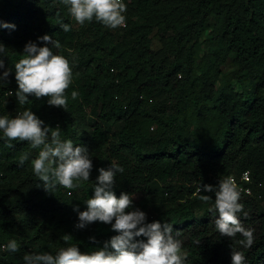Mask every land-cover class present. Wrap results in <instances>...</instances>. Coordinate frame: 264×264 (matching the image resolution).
Returning a JSON list of instances; mask_svg holds the SVG:
<instances>
[{
    "label": "trees",
    "instance_id": "1",
    "mask_svg": "<svg viewBox=\"0 0 264 264\" xmlns=\"http://www.w3.org/2000/svg\"><path fill=\"white\" fill-rule=\"evenodd\" d=\"M124 2L125 28L92 21L77 24L75 31L61 0H0V24L14 26L0 27V44L8 49L0 54L4 65H14L29 42L51 48L39 39L48 35L60 41L61 48L52 51L68 59L74 77L64 110L31 96L20 105L13 73L9 82L0 81V116L15 118L30 109L43 126H59L62 139L86 148L93 163L89 181L79 188L57 185L49 192L30 166L39 149L9 142L0 132V264H24L30 253L54 255L65 246L67 232L82 254L117 235L111 224L98 221L75 227L78 211H86L84 202L93 196L98 170L111 164L124 168L115 177L117 198L134 194L132 210H140L141 201L157 203L149 223L173 226L187 254L184 264H231L233 250L244 252V264H264V0ZM58 18L71 25L69 32L56 24ZM154 31L159 50L151 48ZM205 32L207 53L197 62ZM226 61L229 73L220 70ZM72 91L78 99L71 98ZM25 153L28 160L21 166ZM242 173L247 182L240 180ZM228 176L242 189L248 215L242 212L239 219L255 230L251 248L237 244L239 234L218 233L212 208L199 218L193 212L194 204L204 203L197 188L216 186ZM30 185L33 195L14 197ZM162 202L169 207L161 209ZM12 239L19 245L15 253L4 250Z\"/></svg>",
    "mask_w": 264,
    "mask_h": 264
},
{
    "label": "clouds",
    "instance_id": "2",
    "mask_svg": "<svg viewBox=\"0 0 264 264\" xmlns=\"http://www.w3.org/2000/svg\"><path fill=\"white\" fill-rule=\"evenodd\" d=\"M74 21L83 26L92 21L110 29L126 26L127 5L124 0H61ZM56 24L63 32L71 30V25L57 19ZM0 27L12 28L8 24ZM47 46L37 47L29 42L23 49L21 58L14 63L15 81L18 90L15 97L20 105L29 103L28 97L47 98L49 106L66 110L68 107L67 90L73 84V69L63 55L54 54L52 49H60L61 43L44 35L39 38ZM8 51L0 44V54ZM4 68V60L0 59V69ZM12 69L0 75V81L6 80ZM12 96V92H8ZM77 91L71 92L73 100L78 99ZM0 132L7 141L27 142L32 149H39L38 155L31 161L33 174L38 177L46 191L51 192L57 185L67 190L80 187V183L89 181L93 168L92 159L87 149L75 146L71 139H62L59 126L49 128L43 126L30 109L19 112L15 118L0 116ZM8 147L13 145L9 143ZM28 160L25 153L20 156L22 166ZM93 196L87 199V210L78 211L77 229H84L93 222L111 224L117 235L103 244L102 247L88 253H81L76 243H69L73 238L63 235L65 246L59 247L55 254L48 252L30 253L23 256L24 264H184L187 254L183 243L173 236L170 223L146 222V214L133 209L134 194L121 193L119 198L113 191L115 177L122 174L124 168L111 164L108 169L100 168ZM212 210L217 213L215 227L221 236L241 239L237 244L243 248H251L254 244V229L246 228L239 219L244 205L241 201L242 189L231 176L219 180L216 186L200 185L196 194L200 201L208 203L213 200ZM71 196L72 192L69 191ZM247 217V213L243 212ZM114 221V223H113ZM94 241L93 237L89 238ZM5 251L17 252L19 245L12 239L4 245ZM243 251L233 250L231 264H244Z\"/></svg>",
    "mask_w": 264,
    "mask_h": 264
},
{
    "label": "rangeland",
    "instance_id": "3",
    "mask_svg": "<svg viewBox=\"0 0 264 264\" xmlns=\"http://www.w3.org/2000/svg\"><path fill=\"white\" fill-rule=\"evenodd\" d=\"M69 20L71 21L72 26H73L74 30L76 31L77 23L74 21V19L71 16H69ZM209 23L212 24V21L209 20ZM154 33H155V31L150 36L151 48L153 50H159L160 43L158 41L157 34H154ZM207 47H208V39H207V34L205 32L199 39V43H198L197 50H196V55H195V57H196L195 61L198 62L199 59L201 58V56L204 55L205 53H207V49H208ZM9 66H10V68L8 66L4 65V68L0 69V75H2L5 70L12 69V71L9 72V76L7 77V79L1 81L2 83L9 82L12 79L11 75L14 73V65L13 64H9ZM220 70L223 73H229L230 71H232V68H231L229 62L226 61L220 66ZM219 84H220V81H217L215 83V86H217ZM151 128L154 129V126H152ZM149 130L151 131V129H149ZM34 192L35 191H34L33 185H30L29 187H27L24 190H19V191L15 192L14 193V197L17 196V195H23V194H26V193H29V194L33 195ZM35 198L37 199V197H35ZM213 203H214V199L212 201H209L208 203H203V204L200 203L197 206H195V204H194L193 205V212L195 213V216L197 218H199L204 209H211L212 208ZM139 205H140V210L143 211L146 214V217H147V221L146 222H148V223H149V221H151L156 216V212L159 211L157 206H156L157 203H154V202L141 201L139 203ZM168 207H169L168 204H166L164 202L161 203V209H167ZM46 230H48V228ZM66 234L72 236L71 232H67Z\"/></svg>",
    "mask_w": 264,
    "mask_h": 264
},
{
    "label": "built area",
    "instance_id": "4",
    "mask_svg": "<svg viewBox=\"0 0 264 264\" xmlns=\"http://www.w3.org/2000/svg\"><path fill=\"white\" fill-rule=\"evenodd\" d=\"M119 28H125V26L124 27H119ZM240 180L247 182L248 181L247 173H242L240 175ZM244 191L248 193V190L247 189H244Z\"/></svg>",
    "mask_w": 264,
    "mask_h": 264
}]
</instances>
